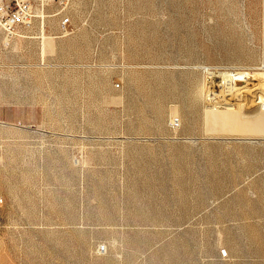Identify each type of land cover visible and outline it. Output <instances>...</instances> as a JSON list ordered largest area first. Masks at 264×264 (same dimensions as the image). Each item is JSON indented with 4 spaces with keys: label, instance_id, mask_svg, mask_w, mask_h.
Returning <instances> with one entry per match:
<instances>
[{
    "label": "rangeland",
    "instance_id": "374dc122",
    "mask_svg": "<svg viewBox=\"0 0 264 264\" xmlns=\"http://www.w3.org/2000/svg\"><path fill=\"white\" fill-rule=\"evenodd\" d=\"M5 1L0 264H264V0Z\"/></svg>",
    "mask_w": 264,
    "mask_h": 264
},
{
    "label": "bare ground",
    "instance_id": "6f19581e",
    "mask_svg": "<svg viewBox=\"0 0 264 264\" xmlns=\"http://www.w3.org/2000/svg\"><path fill=\"white\" fill-rule=\"evenodd\" d=\"M150 1V0H149ZM249 72V71H248ZM248 72L243 73H213V81L217 91L209 90L207 96L210 104L222 107L240 104L249 106L257 97V93H264V73L251 76ZM211 81V80H210ZM211 86L210 88H212ZM255 96V97H254Z\"/></svg>",
    "mask_w": 264,
    "mask_h": 264
},
{
    "label": "built area",
    "instance_id": "2783aa9c",
    "mask_svg": "<svg viewBox=\"0 0 264 264\" xmlns=\"http://www.w3.org/2000/svg\"><path fill=\"white\" fill-rule=\"evenodd\" d=\"M36 18V10L30 2L0 0V46H9Z\"/></svg>",
    "mask_w": 264,
    "mask_h": 264
}]
</instances>
